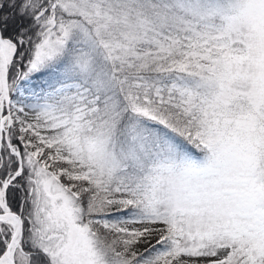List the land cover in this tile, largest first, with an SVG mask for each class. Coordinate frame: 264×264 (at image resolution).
<instances>
[{"label": "snow or ice", "instance_id": "obj_1", "mask_svg": "<svg viewBox=\"0 0 264 264\" xmlns=\"http://www.w3.org/2000/svg\"><path fill=\"white\" fill-rule=\"evenodd\" d=\"M0 264H264V0H0Z\"/></svg>", "mask_w": 264, "mask_h": 264}]
</instances>
